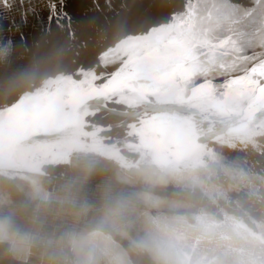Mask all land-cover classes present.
<instances>
[{
    "label": "rangeland",
    "instance_id": "rangeland-1",
    "mask_svg": "<svg viewBox=\"0 0 264 264\" xmlns=\"http://www.w3.org/2000/svg\"><path fill=\"white\" fill-rule=\"evenodd\" d=\"M66 1L69 3L71 2V7L67 9L68 14L57 16V11L59 10L58 0H0V75H3L18 67V64H20L24 57H30L33 54L36 44L35 41L38 40L36 38L38 32H42L43 30V34H49L51 29L57 28L56 32L62 33V31L66 27V25L63 23H66V20L69 19V17L67 18L66 16H69L70 12H73V10H78L81 4V8L82 6L84 7L83 3L86 4L85 6H90L93 3L98 2V0H95L96 2L93 0H87V3L86 0H77L78 3L75 2L76 0ZM53 5H55L56 7L53 8ZM198 5L200 4L197 2V0H187L184 4L182 15L178 17V21L181 25L187 28L185 30L189 31L193 35L195 33V39L196 37L199 38L198 36H206L208 38L207 41L203 42L202 40H197L193 42L190 46H188L187 52L183 55V57L171 55L162 58L166 60L165 63H168L171 68L176 67L177 64L183 66V64H187L189 60L191 61L190 55L193 54L195 50L199 51L198 58L208 57V60L210 61V64L212 66L217 65L221 68H224L226 66L231 68L233 65H236L237 67H254L258 66L261 63H264V37L262 42V38L258 37L259 30H262V32L264 33V15L255 19H249V17L246 19L245 17H242V20H244L245 22V26L243 28H241L240 26L237 27L238 23H241V20L237 19L235 21H231V23L229 24H225L223 26H220L219 28L212 29L210 27H206V25L204 26L203 23H206L207 20L208 24L216 23L215 27H218L221 18L215 20L209 19L207 9H199ZM262 6H259V10L264 9V7L262 8ZM233 12L234 11H232V13ZM49 16L52 17L50 21L47 19V17ZM63 19L66 20L64 21ZM58 28L60 29L58 30ZM215 31L223 32L225 35H223V38H219L220 36H213L212 32L216 33ZM244 37L248 38L247 41L252 40L251 42L258 44L252 46V48L249 47V49H247L243 42L241 43L242 45L244 44L243 46H241V49H243L240 52H236L229 47H219V45L223 43V39L225 38L230 39V41L233 43H239L241 42V39H244ZM156 38L157 35H154L151 36L149 40H155ZM20 57H22V60H20ZM122 65V62H120L114 68L110 69L107 74L104 75L106 76V78L103 77L104 79H107V81L94 83L90 91L100 92L103 87H109V83L111 81L117 80L123 73H129L130 76L134 75L135 70L132 66L124 67ZM211 72L213 73V71L207 66L206 69H204L200 74L196 73L195 76L193 75L194 78H192V73L185 72L183 76H179L174 79V83L171 85L170 92H177V94L175 95L179 96L176 97L177 99H180L182 97L184 100H190V103L188 102L187 106H185L184 109L180 110L176 105L171 106L169 108V114L174 116L171 122H162V119L160 117H155L154 114H150V111L144 110L143 112H139L136 116L137 118L139 117L137 121L134 120V117L118 115L117 119H120L121 121H116L114 123L111 120V118L113 117L112 115L114 114L109 112V110H111L112 108L107 107V109H103V107L108 104L109 101L101 102L102 100H105L107 98H103L102 100L98 101L97 107H99L100 110L88 113L84 112L85 110L81 111L80 103L78 102V100L76 101V99H80L81 97L85 96L75 97L73 96L74 94L71 93L68 95V98H60L63 103H47L38 106L34 112H15L6 116L5 118H19L20 116V119L26 123L33 116L39 114L55 113V111H59L60 115L63 118H68V121L70 123H72L73 120V122H76V119L79 117V125L77 124L78 126L76 127L74 134L65 139H60L61 134H57L55 136L51 135L47 137H40L31 148H19L12 154L7 155L0 154V173L2 174L4 170L5 172H7H4L5 174H3V176L0 175L3 179L2 181V179L0 178V233H3L4 236L10 238L15 242V247H13L11 251H6L4 247L0 246V263L42 264L49 255L50 257L46 259L47 261L49 260V262H47L48 264H59V262L61 263V261L63 264H102V262L103 264H119L118 262H120V264H126L125 262H127V264H173L170 258L175 254L174 251L177 252L180 250L183 251L186 249H190L204 254V258H200V264H264V115H260V111L264 109V101L262 102L263 104L261 103L262 105L260 107V110H253V107L250 108L252 109V113L250 112L252 118L250 120H243V123L241 125H238L235 128L225 132H218L210 138L205 137L203 139L205 144H202V147L196 149L187 157L178 158L177 160H174L173 158L177 155V153L174 152L175 150L183 148V145L191 144L196 141L198 139L196 136L204 134L203 131L206 130V132H208V130H212L211 132H216L218 130H225L228 125V122L224 120L226 119L225 116L232 115L231 117L233 118L238 117L237 114L232 113L230 107L239 104L242 105V108L249 109V107L253 106L254 103H256L255 94L240 93L228 96H218L215 102L205 101L199 104H195L196 102L191 100V96L195 95L193 93L194 91H197L206 86L207 90H209V93L214 96L217 89L222 87V84L220 82L225 80L227 73L219 70L216 72L218 75H212ZM205 95V93L204 95L202 93L198 96L205 97ZM219 104L221 106L220 114L218 113L216 108ZM50 107H52V109H50ZM70 109H72V111H70ZM107 113H109V116L111 117H109ZM152 116L155 118H153ZM89 118L93 119L90 120ZM101 118L104 120V124L102 123V120H100ZM158 118H160L161 121L156 125V123L154 124V119ZM194 118L198 122L193 121ZM223 120L226 123L223 122ZM138 122L142 124L151 123L150 125H153L152 127H147L148 129H145L143 131L145 133V140L143 141L146 150L149 149L153 151V154L155 155V162L153 160H147L146 158L145 160L141 159V161L139 160L131 162L128 159H125V147L118 146L120 145V142L116 141V139H118L119 136H121V134H123L124 132H119V129H121V127L119 126L123 123L128 127H132L133 124H136L137 126ZM199 123H202L203 127ZM215 124H217V126ZM221 124L222 126H220ZM154 125H156L157 127H154ZM95 126L96 128H94ZM84 127L86 129H84ZM188 127L190 128L188 129ZM255 128L257 129V131ZM105 131L106 133H104ZM116 131L120 133L118 135V138L117 136H115L116 134H114L118 133ZM234 132H236V134ZM108 134H110L111 136ZM37 135L40 136L42 134ZM229 135H231L230 138ZM243 136H248L249 139L254 143L258 142L255 147L250 146L249 150H252L250 156L242 157L236 152L226 153V156L225 153H219V146H236L239 143L237 141ZM108 139L112 142H110ZM99 142L100 144H102L100 145ZM206 144L208 145L206 146ZM214 147L217 149H215ZM120 150L123 152H121ZM119 151L121 152V154ZM122 153H124V157ZM4 154H6V152ZM49 155L52 158H57V160L59 161H57L56 164L52 163L51 166H48V163L45 164V166H42L45 167V169L38 168L37 166L29 167L25 165V162L28 158L34 159L37 156L48 157ZM70 157L73 161L71 160L69 162H66ZM117 157L121 159V166L124 162L125 165H127V168L125 166H122L120 168V166L114 162L115 159L118 160ZM123 159L128 161L125 162L123 161ZM39 162H41V160ZM137 162L139 165H137ZM67 163H70L71 165H73L74 163L75 164L72 167L70 165L68 168ZM126 163H128L129 166ZM131 163H133L134 166ZM146 164H148L149 166H147ZM31 168L32 170L29 171V169ZM37 168L41 169V171L39 170V172ZM117 169H119L121 173H119V170L117 172ZM11 170L13 171V173H10L12 172ZM127 170L131 171V173ZM135 170H140V172L137 171L139 172L137 173L135 172ZM23 171H26L28 174ZM170 171H172V174H175L174 177L176 179L170 176L171 173H169L170 177L168 176L167 172ZM125 172H127V174ZM16 174L19 175L17 176ZM119 174L123 178L121 176H118ZM33 175H35V177ZM90 175L93 182L90 179ZM80 177L83 178L82 180H84V177L89 178V181L93 184H91L89 181L87 183L92 186V189L91 186H88L89 184L86 185L87 183H82V181H80ZM126 177L132 178L130 182H135L136 180V182L138 181V183L135 182L136 184L131 183L133 185H129V178ZM4 178H6L5 181ZM143 180H146V182ZM163 182H166L167 184H164ZM39 183L43 187H41ZM37 184L39 186H37ZM182 184L185 186H183ZM85 186L86 188H84ZM39 187H41V189ZM37 188L39 189V191H37ZM42 188L44 189L42 190ZM82 189H84V195L82 194ZM36 192H39L42 196L37 194ZM90 193L93 194L91 195ZM21 195L23 197H21ZM88 195L89 197H87ZM24 196H26L25 199ZM37 196L39 197V200ZM78 196H81V202H78L80 201ZM90 196L92 197L90 198ZM150 197H152L153 200ZM29 198L31 201L29 200ZM161 200L164 201L161 203ZM156 202L160 206H155ZM13 204L16 209L14 208ZM47 206L49 208H47ZM157 212L158 214L156 215ZM56 213L65 214L66 217H68V215L70 214L69 221L74 218V221H71L74 227H68L64 229L61 227V229L59 226L55 225L57 224L55 219V217L57 216ZM81 217L84 219H82ZM83 221H85V223ZM136 222L138 223L136 224ZM142 222L143 225L145 222H156L160 224V226L165 224L162 228L166 232L168 231V235H166V238H162L164 240V243H162L163 240L160 239L161 237L158 227L156 229V226L154 225L151 229H148L149 231H143L144 227L142 224H140ZM74 223L76 224L74 225ZM88 224L90 226H88ZM127 225H130L131 229L130 227L127 228ZM139 225L140 227H143L140 228L141 230L138 228ZM81 226L84 227L87 231L82 230L83 228ZM80 227L83 232L80 230ZM124 227L126 230L124 229ZM169 227V230L171 231L167 229ZM135 228H137L138 230L136 229L135 231ZM121 229H123L125 233L122 232L123 230ZM132 229H134L133 231L135 233L139 232L140 234H135ZM127 230L128 232L129 230H131L130 234L127 233ZM151 230L155 232L157 231L156 234L155 232H150ZM73 233L75 235H73ZM121 233L123 234V237H121ZM61 234L63 237L61 236ZM172 234L175 236H173ZM129 235L131 237L132 235L133 237L136 236V240L138 242L140 241L141 244H139L133 237L130 240ZM144 235H149V239L151 237L154 239V236L155 239L157 237L160 245L158 244V246L156 244L155 247H152L151 245H153V243H147L148 238ZM88 237L90 239H88ZM143 237L144 239L141 241L140 239H142ZM61 238L64 239L62 240ZM65 239L67 240V242H65ZM91 239H93V241H91ZM61 240L62 242H59ZM99 240L101 244H99ZM102 240L104 241L102 242ZM133 241H136V243H133ZM108 242L112 243V245H109ZM145 243L147 246L145 245ZM162 244H165L163 246L166 249H161ZM86 245L88 246V248ZM144 245L146 248H144ZM91 246L95 247L93 248ZM111 246L113 249L111 248ZM113 246H115V248ZM140 246L141 248H139ZM81 247H83V249ZM148 247L149 250L147 249ZM117 248H119V250L121 251H119ZM98 250H101V254L96 253L99 252ZM48 251L50 253L56 252L57 254L55 253L56 255L54 254L52 256V254H49ZM150 251L153 256H149L151 255ZM153 251L156 254L162 251L163 254L160 253L162 255L157 254L160 255L157 256L152 253ZM193 251L190 252L193 253ZM108 252L110 253V255H112L113 253L115 254L113 255L114 257H111L112 262H110V255L108 254ZM122 253L124 254L126 259L124 258ZM167 253H169V255L171 254L170 257ZM93 254L97 256L92 257L91 255ZM140 254L143 256H141ZM118 255H120L121 258ZM164 255L168 256L164 257L165 262L162 259V256ZM102 256H104V259H108V261H105ZM51 257H53L52 260H54V262L51 260ZM54 257L56 258L54 259ZM152 257L154 259H152ZM157 257H160L162 261L160 259H157ZM91 259L94 261H92ZM58 260L59 262H57ZM45 263L46 261H44L43 264Z\"/></svg>",
    "mask_w": 264,
    "mask_h": 264
},
{
    "label": "bare ground",
    "instance_id": "bare-ground-1",
    "mask_svg": "<svg viewBox=\"0 0 264 264\" xmlns=\"http://www.w3.org/2000/svg\"><path fill=\"white\" fill-rule=\"evenodd\" d=\"M89 1V0H88ZM95 1V0H93ZM187 0H98L97 3H93L90 6H85L84 7L81 5L79 6L78 10H73V12L69 13V16H66L67 18L69 17L68 20H66V23H63L66 25L65 29L62 31V33L56 32V29H51L49 34L44 33L43 30L42 32H38V35L36 38V44L34 47L33 54L30 57H24L22 60V57H20V64L19 66L14 68L13 70L0 75V154L7 155V154H12L15 150L19 148H31L35 142L38 140L40 137H47V136H55L57 134H61L60 139H65L69 137L70 135L74 134L76 127L79 125V117L76 119V122L70 123L68 121V118H63L59 111H55V113H48V114H39L36 116H33L30 118L28 122H24L19 118H5L6 116L15 113V112H34L36 108L40 105L47 104V103H52L54 104H60L63 103L60 98H68V95L74 94L73 96L79 97V96H85L81 97L78 100L81 106V111L85 110L84 112L92 113L95 112L96 110H100L99 107H97L98 101L102 100L103 98H107L105 100H102L101 102L109 101L108 104H106L103 109H107V107H111L112 109L109 110L111 112L113 117L111 118L112 122H120L121 120L117 119L118 115H123L126 117H134V120H138L139 117L137 118L136 116L138 115L139 112H143L144 110L150 111V114H154L155 117H160L162 119V122H171L173 120L174 116L169 114V108L171 106H178V109H184L185 106H187L188 102L190 103V100H184L182 97L180 99H177L175 96L177 94L174 92H170L171 85L174 83V79L171 80L170 82L167 80V74L170 73L174 68H171V66L168 63H165L166 60L162 59L168 56H159V57H147L144 59H141L137 65L134 67V75L130 76V87H125L123 89H114L111 87H103V89L100 92L96 91H90L92 85L94 83H100L102 81H107V79H104L103 77L107 72L114 68L118 63L122 62V66H131L129 61L131 59L130 57V52L133 50V46H135V50L137 53H139L142 57L145 56L148 52H157L160 50L163 46L164 39L167 37H175L178 34H185V35H190V40L188 42V46H190L193 42L199 40L206 42L207 37L203 36L199 38L196 37L194 38V35L190 33L189 31L185 30L183 25L180 24L178 21V17L182 15L183 12V7L184 4L186 3ZM67 2V1H66ZM75 2L78 3L76 0ZM82 2V1H81ZM92 2V1H91ZM90 2V3H91ZM96 2V1H95ZM197 2L200 4L198 5L199 9H207L208 14H209V19L215 20L218 18H221L218 27L215 24H208L207 20L206 23H203L204 26L210 27L212 29L214 28H219L220 26H223L225 24L231 23V21H235L237 19L241 20V23H238L237 27L243 28L245 26L244 20H242V17H245L246 19L249 17V19L253 18H258L264 15V9L259 10V6L264 5V1L260 0H197ZM71 3V2H70ZM87 3V0H86ZM89 3V2H88ZM73 5V4H72ZM88 5V4H87ZM71 7V6H70ZM74 7V6H73ZM264 6H262L263 8ZM76 9V8H75ZM234 9V10H232ZM234 11L232 13V11ZM68 13V12H67ZM63 17V16H62ZM65 17V16H64ZM65 17V18H66ZM64 20V19H63ZM64 20V21H65ZM59 21V19H58ZM59 23V22H58ZM62 23V22H61ZM57 26V24H56ZM60 27V26H59ZM60 28H58L59 30ZM216 33L212 32L213 36H220L219 38H223V35H225L223 32L215 31ZM56 33V34H55ZM36 34V33H35ZM157 35V38L155 40H149L151 36ZM35 36V35H34ZM258 37L262 38L261 42L264 37V33L262 30H259ZM43 39V40H42ZM248 38L244 37V39H241V42L239 43H233L229 46V48L235 50L236 52H240L241 46L245 44L246 48L249 49V47L252 48V46H255L258 43H253L250 41H247ZM34 40V39H33ZM223 43L226 41H230V39L225 38L223 39ZM43 41V42H42ZM244 44L242 45L241 43ZM260 42V43H261ZM245 49V47H244ZM199 51L195 50L193 54L190 55L189 62L187 64H183L181 66L185 72H190L192 73V78L193 75L195 76L196 73L200 74L206 67L208 66L209 69L213 71L212 75H218L216 72L221 70L222 72H225L224 68H221L217 65L212 66L210 64V61L208 60V57H202L198 58ZM247 56V55H246ZM171 58V57H170ZM189 58V57H188ZM187 58V59H188ZM211 65V66H210ZM191 79V78H190ZM115 81V80H114ZM113 81H111L109 84L111 85ZM201 86V85H200ZM219 87V86H218ZM217 87V88H218ZM196 88V87H194ZM198 88V87H197ZM193 91V90H192ZM195 95L191 96V100L196 102L195 104H199L205 101L208 102H215L217 100L218 96L225 95V90L223 87H220L217 89L216 93L214 96H212L209 93V90H207L206 86L203 88L194 91L193 92ZM204 93L206 94L205 97H199L198 95ZM72 96V97H73ZM212 96V97H211ZM228 96V95H227ZM236 97V96H235ZM58 98V99H57ZM255 99L256 103H254L253 106L249 107V109H244L242 108V105H235L233 107H230L232 113H235L238 115L237 118H233L230 116H225L226 122H228L227 128L225 130H218L211 132L208 130V132L203 131L204 134L196 136L198 139L194 141L191 144H186L183 145V148H179L175 150L174 152L177 153L176 156H174V160H177L178 158H184L189 156L192 152H194L196 149L202 147V144H205L203 139L205 137H212L218 132H225L228 130H231L235 128L238 125H241L243 120H250L251 114L250 112L252 109L253 110H260L261 105L263 104L262 102L264 101V94H261L259 91L255 93ZM58 100V101H57ZM248 100V99H247ZM72 101V100H71ZM38 102V103H36ZM179 102V103H178ZM246 102V101H245ZM244 102V103H245ZM178 103V105H177ZM262 103V104H261ZM36 104V105H35ZM101 104V103H100ZM215 104V103H214ZM222 104V103H221ZM34 105V106H33ZM247 105V104H246ZM65 106V105H64ZM67 106V105H66ZM56 107V106H54ZM69 107V106H68ZM201 107V106H200ZM199 107V108H200ZM40 108V107H39ZM61 108V107H60ZM59 108V109H60ZM71 108V106H70ZM115 108V109H114ZM217 111L220 114L221 113V106L220 104L217 105ZM52 109V107H50ZM198 109V108H197ZM76 110V109H75ZM54 111V110H53ZM72 111V109H70ZM173 111V110H172ZM205 111V110H204ZM105 112V111H104ZM160 112V113H159ZM102 113V112H101ZM100 113V114H101ZM106 113V112H105ZM159 113V114H158ZM252 113V112H251ZM77 114V113H76ZM193 114V113H192ZM209 114V113H208ZM207 114V115H208ZM14 115V114H13ZM23 115V114H22ZM82 115V114H81ZM103 115V114H102ZM109 116L110 114L107 113ZM117 115V116H116ZM170 115V116H169ZM181 115V114H180ZM196 115V114H195ZM201 115V114H199ZM206 115V114H205ZM260 115H264V109L260 111ZM88 116V115H87ZM105 116V115H104ZM122 116V117H123ZM187 116V115H185ZM83 117V116H82ZM111 117V116H109ZM153 117V116H152ZM153 117V118H155ZM169 117V118H168ZM208 117V116H207ZM96 118V117H95ZM116 118V119H115ZM143 118V117H142ZM154 119L156 125L158 122L161 121V119ZM171 118V119H170ZM185 118V117H184ZM189 118V117H188ZM192 118V117H191ZM197 118V117H195ZM193 121H197V120ZM205 118V117H204ZM75 119V118H74ZM92 120L93 118H89ZM99 120V119H98ZM102 123L104 120L101 118ZM223 120V122H225ZM246 120V121H247ZM146 121V120H145ZM132 122V121H131ZM130 122V123H131ZM135 122V121H133ZM198 122V121H197ZM225 122V123H226ZM146 123V122H145ZM222 123V122H221ZM78 124V125H77ZM104 124V123H103ZM133 124L132 127H128L126 124H121L119 127V132H123L121 136L118 135V133L115 136H117L118 139L116 141L120 142L119 147H125V154L122 153V155H125V159H128L129 161H141V159L145 158L150 161L155 160V155L153 154V151L147 149L144 146V130L148 129L147 127H152L153 125H150L151 123L148 124H142V123H137ZM200 124V123H199ZM213 124V123H212ZM219 124V123H218ZM129 125V124H128ZM154 125V127H157ZM202 126V123L200 124ZM199 125V126H200ZM217 126V124H215ZM224 125V124H223ZM102 126V124H101ZM198 126V128H199ZM222 126V124L220 125ZM87 127V126H86ZM90 127V125H89ZM98 127V126H97ZM193 127V126H192ZM203 127V126H202ZM209 127V126H208ZM219 127V126H218ZM96 128V126L94 127ZM115 128V127H114ZM190 127H188L189 129ZM196 128V127H195ZM194 128V129H195ZM259 128V127H258ZM79 129V128H78ZM84 129H86L84 127ZM112 129V128H111ZM202 129V128H201ZM224 129V127H223ZM256 129V128H255ZM88 130V129H87ZM158 130V128H157ZM260 130V129H259ZM264 130V129H263ZM93 131V130H92ZM188 131V130H187ZM252 131V130H251ZM257 131V129H256ZM97 132V131H96ZM100 132V131H99ZM103 132V131H102ZM193 132V131H192ZM199 132V131H198ZM222 132V133H223ZM260 132V131H259ZM85 133V132H84ZM106 133V131L104 132ZM152 133V132H151ZM160 133V132H159ZM236 134V132H234ZM37 134H42V135H37ZM63 134V135H62ZM100 134V133H99ZM161 134V133H160ZM188 134V133H187ZM101 135V134H100ZM99 135V137H100ZM104 135V134H102ZM110 135V134H108ZM151 135V134H150ZM155 135V134H154ZM94 136V135H93ZM107 136V134H106ZM111 136V135H110ZM109 136V137H110ZM113 136V135H112ZM146 136V135H145ZM228 136V135H227ZM231 135H229L230 138ZM233 136V133H232ZM156 137V136H152ZM95 138V137H94ZM115 138V137H114ZM226 138V137H225ZM110 139V138H109ZM108 139V140H109ZM221 139V138H220ZM76 140V139H75ZM82 140V139H81ZM102 140V138H101ZM113 140V139H112ZM223 140V138H222ZM221 140V141H222ZM227 140V139H225ZM91 141V140H90ZM98 141V140H97ZM112 142L111 140H109ZM160 141V140H159ZM219 141V140H218ZM83 142V141H82ZM161 142V141H160ZM207 142V141H206ZM237 142H239L236 146L233 147H225V146H219V153H231V152H236L237 154L241 155L242 157L250 156L252 153V150L250 151L249 148L250 146L255 147L256 144L252 142L248 136H243L240 138ZM256 142V141H255ZM105 143V142H103ZM107 143V139H106ZM216 143V142H215ZM86 144V143H85ZM100 144V142H99ZM102 144V143H101ZM100 144V145H101ZM111 144V143H110ZM231 144V143H230ZM236 144V143H235ZM94 145V144H93ZM208 144H206L207 146ZM92 146V145H91ZM113 146V145H112ZM163 146V145H162ZM213 146V145H212ZM90 147V146H89ZM164 147V146H163ZM215 148V147H214ZM86 149V148H85ZM173 149V148H172ZM217 149V148H215ZM234 149V150H233ZM55 150V149H54ZM63 150V149H62ZM90 150V149H89ZM149 150V151H148ZM93 151V150H92ZM121 151V150H120ZM119 151V152H120ZM212 151V150H211ZM6 152V154H4ZM38 152V151H37ZM123 152V151H121ZM120 152V154H121ZM199 152V151H198ZM34 153V152H33ZM235 153V154H236ZM159 154V153H158ZM221 154V155H222ZM38 155V154H37ZM43 155V154H41ZM72 155V154H71ZM123 155V157H124ZM173 155V154H172ZM220 155V154H219ZM229 155V154H228ZM253 155V154H252ZM45 156V155H44ZM69 156V155H67ZM86 156V155H85ZM116 156V155H115ZM120 156V155H119ZM215 156V155H214ZM223 156V155H222ZM221 156V157H222ZM224 156V157H225ZM234 156V154H233ZM254 156V155H253ZM29 157V156H28ZM31 157V156H30ZM122 157V158H123ZM20 158V157H19ZM23 158V157H22ZM91 158V157H90ZM219 158V157H218ZM223 158V157H222ZM87 159V158H86ZM118 160L115 159V163H117L120 168L122 166H127L125 163H122L121 166V159L117 157ZM189 159V158H188ZM26 160V159H25ZM41 160V162H39ZM71 157L66 161L69 162L71 161ZM89 160V159H88ZM109 160V159H108ZM127 160V161H128ZM187 160V159H186ZM206 160V159H205ZM219 160V159H218ZM228 160V159H227ZM59 161L57 158H52L50 155L48 157H35L34 159L28 158L27 161L25 162L26 166H37L38 168H43L45 169V164L48 163V166H51V164H56V162ZM73 161V160H72ZM87 161V160H86ZM123 161L127 162L126 160L123 159ZM230 161V160H229ZM9 162V161H8ZM7 162V163H8ZM93 162V161H92ZM91 162V163H92ZM95 162V161H94ZM155 162V161H154ZM227 162V161H226ZM10 163V162H9ZM72 163V162H71ZM140 163V162H139ZM145 163V162H143ZM6 164V163H5ZM75 164V163H74ZM73 164V165H74ZM94 164V163H93ZM128 164V163H126ZM133 166L134 164L131 163ZM136 164V163H135ZM209 164V163H208ZM215 164V163H214ZM230 164V163H229ZM68 168L71 165L70 163L68 164ZM71 165V167L73 166ZM137 165L138 162H137ZM149 166L148 164H146ZM145 165V166H146ZM162 165V164H160ZM195 165V164H194ZM46 166V167H48ZM54 166V165H53ZM66 166V165H65ZM117 166V165H116ZM129 166V164H128ZM146 166V167H147ZM199 166V165H198ZM157 167V166H156ZM189 167V166H188ZM205 167V166H204ZM28 168V167H26ZM37 168V169H38ZM75 168V167H74ZM81 168V167H80ZM119 168V167H117ZM127 168V167H126ZM140 168V167H139ZM149 168V167H148ZM147 168V170H148ZM155 168V167H154ZM159 168V166H158ZM183 168V167H182ZM201 168V167H200ZM13 169V168H12ZM41 169H38V171ZM48 169V168H47ZM71 169V168H70ZM82 169V168H81ZM103 169V168H102ZM130 169V168H129ZM134 169V168H133ZM150 169V168H149ZM161 169V168H160ZM210 169V168H209ZM222 169V168H221ZM24 170V169H23ZM26 170V169H25ZM32 170L29 169V171ZM119 169H117L118 172ZM123 170V169H122ZM152 170V169H151ZM155 170V169H154ZM194 170V168H193ZM218 170V169H217ZM12 171V170H11ZM17 171V170H16ZM27 171V170H26ZM23 171V172H26ZM28 171V172H29ZM39 171V172H40ZM126 171V170H125ZM128 172L131 173V171L127 170ZM134 171V170H132ZM140 172V170H137ZM135 170V172H137ZM153 171V170H152ZM156 171V170H155ZM209 171V170H208ZM5 172V170H4ZM2 172L0 175L3 176V174L7 172ZM19 172V170H18ZM17 172V173H18ZM33 172V171H32ZM75 172V171H74ZM101 172V171H100ZM116 172V173H117ZM137 172V173H139ZM148 172V171H147ZM151 172V171H150ZM149 172V173H150ZM195 172V171H194ZM9 173V172H8ZM10 173H13L10 172ZM16 173V172H15ZM14 173V174H15ZM27 173V172H26ZM55 173V172H54ZM90 173V172H88ZM119 173L121 171L119 170ZM127 174V172H125ZM129 173V174H130ZM168 176L169 173H171V177H174V173L172 174V171L167 172ZM181 173V172H180ZM190 173V172H189ZM192 173V172H191ZM232 173V172H231ZM28 174V173H27ZM77 174V173H76ZM82 174V173H81ZM80 174V175H81ZM128 174V175H129ZM154 174V173H153ZM183 174V173H182ZM188 174V173H187ZM221 174V173H220ZM8 175V174H7ZM6 175V177H7ZM13 175V174H12ZM11 175V176H12ZM17 175V174H16ZM15 175V176H16ZM19 175V174H18ZM17 175V176H18ZM25 175V174H24ZM30 175V174H29ZM71 175V174H70ZM92 175V174H91ZM90 175V179L92 180ZM127 175V176H128ZM143 175V174H141ZM145 175V174H144ZM164 175V174H163ZM167 175V174H165ZM178 175V174H177ZM185 175V174H184ZM191 175V174H190ZM236 175V174H235ZM14 176V175H13ZM35 177V175H33ZM118 176H121L120 174ZM125 176V175H123ZM146 176V175H145ZM151 176V175H150ZM169 176V177H170ZM182 176V175H180ZM189 176V175H188ZM195 176V175H194ZM201 176V175H200ZM208 176V175H207ZM227 176V175H226ZM230 176V175H229ZM5 177V176H4ZM20 177V176H19ZM26 177V176H25ZM122 177V176H121ZM233 177V176H232ZM2 179V177L0 176ZM11 178V177H10ZM23 178V177H22ZM29 178V177H27ZM72 178V177H71ZM123 178V177H122ZM129 178V177H126ZM124 178V179H126ZM191 178V177H190ZM229 178V177H228ZM241 178V177H240ZM20 179V178H19ZM32 179V178H30ZM37 179V178H36ZM78 179V177H77ZM81 179V180H80ZM80 181L82 183L86 184L89 181V178H83L80 177ZM132 178H129V182ZM160 179V178H158ZM176 179V178H175ZM209 179V178H207ZM6 178H4V181ZM35 180V179H34ZM38 180V179H37ZM70 180V179H69ZM96 180V179H95ZM127 180V181H128ZM179 180V179H177ZM201 180V179H200ZM204 180V179H203ZM3 181V179H2ZM31 181V180H30ZM84 181V182H83ZM146 182V180H143ZM148 181V180H147ZM202 181V180H201ZM15 182V181H14ZM38 182V181H37ZM40 182V181H39ZM90 182V181H89ZM93 182V180H92ZM104 182V181H103ZM136 182V180H135ZM135 182H130L135 183ZM141 182V181H140ZM153 182V181H152ZM160 182V180H159ZM170 182V181H169ZM203 182V181H202ZM81 183V182H80ZM91 183V182H90ZM128 183V182H126ZM138 183V181L136 182ZM135 183V184H136ZM164 183V182H163ZM166 183V182H165ZM164 183V184H165ZM215 183V181H214ZM30 184V183H29ZM67 184V183H66ZM87 183L86 185H88ZM93 184V183H91ZM99 184V183H98ZM101 184V182H100ZM162 184V183H161ZM163 184V186H164ZM167 184V183H166ZM170 184V183H169ZM2 185V184H1ZM41 186V184L39 183ZM37 184V186H39ZM133 185V184H131ZM183 185V184H182ZM9 186V185H8ZM81 186V185H80ZM89 187L91 186L90 184L88 185ZM185 186V185H183ZM187 186V185H186ZM215 186V185H214ZM32 187V186H31ZM43 187V186H41ZM41 187H39L41 189ZM2 188V187H1ZM14 188V187H12ZM22 188V187H21ZM34 188V187H33ZM86 188V186L84 187ZM104 188V187H103ZM130 188V187H129ZM133 188V186H132ZM38 189V188H37ZM44 188H42L43 190ZM92 189V186H91ZM102 189V188H101ZM127 189V188H126ZM10 190V189H9ZM34 190V189H33ZM78 190V189H77ZM82 194L84 192V189H82ZM90 190V189H89ZM107 190V189H106ZM130 190V189H128ZM15 191V190H14ZM36 191V190H35ZM39 191V189L37 190ZM41 191V190H40ZM46 191V190H45ZM81 191V190H80ZM86 191V190H85ZM88 191V190H87ZM100 191V190H99ZM160 191V190H159ZM32 192V191H30ZM68 192V191H67ZM79 192V191H78ZM91 192V191H89ZM135 192V191H134ZM162 192V191H161ZM164 192V191H163ZM37 193V192H36ZM35 193V194H36ZM87 193V192H85ZM106 193V192H105ZM112 193V192H111ZM27 194V193H26ZM30 194V193H28ZM41 195L39 192L37 193ZM89 194V193H88ZM91 194V193H90ZM93 194V193H92ZM91 194V195H92ZM100 194V193H99ZM171 194V193H170ZM24 195V194H23ZM32 195V194H30ZM38 195V196H39ZM76 195V194H75ZM81 195V192H80ZM84 195V194H83ZM82 195V196H83ZM12 196V195H11ZM29 196V195H26ZM24 196V199L25 197ZM37 196V197H38ZM42 196V195H41ZM102 196V195H101ZM20 197V196H19ZM21 197H23L21 195ZM20 197V198H21ZM75 197V196H74ZM73 197V198H74ZM81 196H78L80 199ZM89 197V195L87 196ZM92 196H90L91 198ZM157 197V196H156ZM164 197V196H163ZM168 197V196H167ZM84 198V197H83ZM101 198V197H100ZM152 198V197H150ZM155 198V197H154ZM17 199V198H16ZM22 199V198H21ZM77 199V198H76ZM85 199V198H84ZM83 199V200H84ZM89 199V198H88ZM96 199V198H95ZM158 199V198H156ZM155 199V201H156ZM160 199V198H159ZM19 200V199H18ZM30 200V198H29ZM39 200V197H38ZM41 200V197H40ZM92 200V199H91ZM153 200V198H152ZM151 200V201H152ZM165 200V199H164ZM163 200V201H164ZM14 201V200H13ZM27 201V200H26ZM31 201V200H30ZM34 201V200H33ZM51 201V200H50ZM150 201V202H151ZM161 200V203L163 202ZM176 201V200H175ZM16 202V201H15ZM65 202V201H64ZM81 202V199L80 201ZM88 202V201H87ZM160 202V201H159ZM180 202V201H179ZM188 202V201H187ZM2 203V202H1ZM48 203V202H47ZM54 203V202H53ZM89 203V202H88ZM145 203V202H144ZM58 204V203H57ZM148 204V202H147ZM157 204V205H156ZM175 204V202H174ZM23 205V204H22ZM53 205V204H52ZM76 205V204H75ZM90 205V204H88ZM14 206V204H13ZM28 206V205H27ZM155 206H160L158 203H155ZM181 206V205H180ZM22 207V206H21ZM15 208V206H14ZM47 208H49L47 206ZM53 208V207H52ZM88 208V207H87ZM150 208V207H149ZM157 208V207H156ZM16 209V208H15ZM30 209V207H29ZM34 209V208H33ZM60 209V208H59ZM90 209V208H89ZM24 210V209H23ZM27 210V209H26ZM35 210V209H34ZM83 210V209H82ZM122 210V209H121ZM150 210V209H149ZM155 210V209H154ZM39 211V210H38ZM53 211V210H52ZM68 211V210H67ZM66 211V212H67ZM3 212V211H2ZM1 212V213H2ZM15 212V211H14ZM36 212V211H35ZM81 212V211H80ZM78 213V212H77ZM84 213V212H83ZM155 213V212H154ZM27 214V213H25ZM37 214V213H36ZM57 214V213H56ZM152 214V213H151ZM158 212L156 213V215ZM18 215V214H17ZM43 215V214H42ZM47 215V214H46ZM53 215V214H52ZM70 215V214H69ZM66 217L65 214H60L58 213L57 216L55 217L56 223L55 225L59 226L60 228H70L74 227L71 221H74V218L69 221L70 217ZM73 215V214H72ZM126 215V214H125ZM145 215V214H144ZM147 215V214H146ZM15 216V215H14ZM21 216V215H20ZM29 216V214H28ZM33 216V215H32ZM151 216V215H150ZM54 217V216H53ZM73 217V216H72ZM1 218V217H0ZM13 218V217H11ZM82 218V217H81ZM89 218V217H88ZM147 218V217H146ZM175 218V217H174ZM26 219V218H25ZM53 219V218H52ZM84 219V218H82ZM94 219V218H92ZM51 220V219H48ZM77 220V219H76ZM87 220V219H85ZM180 220V219H179ZM13 221V220H12ZM23 221V220H22ZM28 222V221H27ZM55 222V221H54ZM85 223V221H83ZM91 222V220H90ZM89 222V223H90ZM93 222V221H92ZM96 222V221H95ZM7 223V222H6ZM21 223V222H20ZM35 223V222H34ZM79 223V222H78ZM113 223V222H112ZM111 223V224H112ZM135 223V222H134ZM138 222H136L137 224ZM76 223H74L75 225ZM87 224V222H86ZM92 224V223H91ZM95 224V223H94ZM103 224V223H102ZM143 225V222L140 223ZM164 224V222H163ZM34 225V224H33ZM39 225V224H38ZM80 225V224H79ZM77 225V226H79ZM85 225V224H83ZM82 225V226H83ZM113 225V224H112ZM115 225V224H114ZM133 225V223H132ZM156 226L159 228V233H160V239L163 240L162 238H166V235H168V231L166 232L162 227L165 225L160 226L158 223H151V222H145L143 227L144 230H148L149 228L151 229L153 226ZM81 226V227H82ZM88 226H90L88 224ZM104 226V225H103ZM111 226V225H109ZM130 229L131 226L127 225ZM137 226V225H136ZM133 226V227H136ZM30 227V226H29ZM80 227V230H81ZM107 227V225H106ZM142 226L139 229L143 228ZM166 227V226H165ZM47 228V227H46ZM45 228V229H46ZM56 228V227H55ZM61 228V229H62ZM84 231H87L84 227H82ZM31 229V228H30ZM57 229V228H56ZM89 229V228H88ZM102 229V228H101ZM110 229V228H109ZM125 229V227H124ZM137 228H135L136 231ZM166 229V228H165ZM168 230L170 229L167 228ZM166 229V230H167ZM173 229V228H172ZM55 230V229H54ZM66 230V229H65ZM74 230V228H73ZM77 230V229H76ZM81 230V231H82ZM123 230V229H121ZM126 230V229H125ZM134 229H132L133 231ZM138 230V229H137ZM141 230V229H140ZM155 230V229H154ZM56 231V230H55ZM64 231V230H63ZM71 231V230H70ZM94 231V230H93ZM92 231V232H93ZM109 231V230H108ZM130 231L127 233L130 234ZM149 231V230H148ZM171 231V230H169ZM42 232V231H40ZM73 232V231H72ZM76 232V231H75ZM83 232V231H82ZM91 232V231H90ZM99 232V231H98ZM106 232V231H105ZM121 232V231H120ZM122 232L125 233L123 230ZM134 232V231H133ZM150 232H155V231H150ZM157 232V231H156ZM155 232V234H156ZM177 232V231H176ZM30 233V232H29ZM50 233V232H48ZM63 233V232H61ZM96 233V232H95ZM135 233V232H134ZM133 233V235H134ZM139 233V232H137ZM135 233V234H137ZM147 233V232H145ZM144 233V234H145ZM173 233V232H171ZM170 233V234H171ZM79 234V233H77ZM83 234V233H82ZM90 234V233H88ZM87 234V235H88ZM105 234V233H104ZM107 234V233H106ZM109 234V233H108ZM112 234V233H111ZM118 234V233H117ZM125 234V235H128ZM140 234V233H139ZM138 234V235H139ZM149 234V233H148ZM151 234V233H150ZM154 234V235H155ZM23 235V234H22ZM26 235V234H25ZM31 235V234H30ZM73 235H75L73 233ZM84 235V234H83ZM86 235V232H85ZM103 235V234H102ZM120 235V233H119ZM132 235V237H133ZM142 235V234H141ZM153 235V233H152ZM173 235V234H172ZM178 235V234H177ZM17 236V235H14ZM51 236V235H50ZM58 236V235H57ZM62 236V234H61ZM89 236V235H88ZM140 236V235H139ZM143 236V235H142ZM145 237L147 243H153L151 245L152 247H155V245L160 243L157 240V237L154 239L151 237L149 239V235ZM151 236V235H150ZM157 236V235H156ZM159 236V234H158ZM175 236V235H173ZM180 236V235H179ZM184 236V235H183ZM193 236V235H192ZM42 237V236H41ZM44 237V236H43ZM63 237V236H62ZM65 237V236H64ZM74 237V236H73ZM76 237V236H75ZM87 237V236H86ZM91 237V236H90ZM99 237V236H98ZM102 237V236H101ZM100 237V238H101ZM110 237V236H109ZM112 237V236H111ZM120 237V236H118ZM121 237H123V234L121 233ZM132 237L129 235L130 240ZM138 237V236H137ZM48 238V237H47ZM46 238V239H47ZM57 238V237H56ZM117 238V237H116ZM126 238V237H125ZM136 240V236L133 237ZM141 238V237H139ZM159 238V237H158ZM168 238V236H167ZM175 238V237H174ZM37 239V238H36ZM62 239V238H61ZM64 239V238H63ZM62 239V240H63ZM69 239V238H68ZM83 239V238H81ZM85 239V238H84ZM88 239H90L88 237ZM107 239V238H106ZM114 239V238H113ZM138 239V238H137ZM144 239H140L141 241ZM58 240V239H57ZM56 240V241H57ZM60 240V239H59ZM59 241V242H62ZM66 240V239H65ZM64 240V241H65ZM118 240V239H117ZM129 240V241H130ZM167 240V239H166ZM51 241V240H50ZM86 241V240H85ZM93 241V239H91ZM104 240H102L103 242ZM122 241V240H121ZM137 241V240H136ZM136 241H133V243ZM35 242V241H34ZM43 242V241H42ZM67 242V240L65 241ZM100 242V240H99ZM127 242V241H126ZM138 242V241H137ZM158 242V243H157ZM166 242V241H165ZM189 242V241H188ZM194 242V241H193ZM41 243V242H40ZM64 243V242H63ZM70 243V242H69ZM86 243V242H85ZM105 243V242H104ZM109 243V242H108ZM128 243V242H127ZM141 244V242H138ZM137 243V244H138ZM164 243V240L163 242ZM191 243V242H190ZM25 244V243H24ZM31 244V243H30ZM44 244V243H43ZM59 244V243H58ZM57 244V245H58ZM101 244V242L99 243ZM112 245V243H109V245ZM116 244V243H115ZM118 244V242H117ZM120 244V243H119ZM136 244V245H137ZM143 244V242H142ZM174 244V243H173ZM187 244V243H186ZM29 245V244H28ZM63 245V244H62ZM61 245V246H62ZM75 245V244H74ZM104 245V244H103ZM135 245V246H136ZM146 245V243H145ZM144 245V248H146ZM158 245V246H159ZM165 244H162V248H164ZM171 245V244H170ZM37 246V245H36ZM39 246V245H38ZM60 246V245H59ZM87 246V245H86ZM100 246V245H99ZM105 246V245H104ZM116 246V245H115ZM115 246H113L115 248ZM147 246V245H146ZM168 246V245H167ZM93 247V246H91ZM95 247V246H94ZM93 247V248H94ZM101 247V246H100ZM103 247V246H102ZM143 247V245H142ZM161 247V246H160ZM83 249V247H81ZM88 248V246H87ZM99 248V247H98ZM107 248V247H106ZM110 248V247H109ZM112 248V246H111ZM121 248V247H120ZM131 248V247H130ZM141 248V246L139 247ZM138 248V249H139ZM193 248V247H192ZM38 249V248H37ZM64 249V248H63ZM62 249V250H63ZM97 249V248H95ZM94 249V251H95ZM104 249V248H102ZM113 249V248H112ZM110 249V250H112ZM119 250V248H117ZM122 249V248H121ZM136 249V248H135ZM149 250V247L147 248ZM157 249V247H156ZM160 249V250H161ZM166 249V248H164ZM170 249V247H169ZM167 249V250H169ZM172 249V248H171ZM15 250V249H14ZM61 250V251H62ZM107 250V249H105ZM104 250V251H105ZM109 250V251H110ZM145 250V249H144ZM152 250V248H151ZM197 250V249H196ZM31 251V250H30ZM47 251V250H46ZM74 251V250H73ZM91 251V250H90ZM93 251V252H94ZM99 251V250H98ZM101 251V250H100ZM96 252V253H100ZM121 251V250H119ZM132 251V250H131ZM142 251V250H141ZM146 251V250H145ZM159 251V250H158ZM170 251V250H169ZM184 251V252H183ZM183 251H174L173 257H171V262L173 264H200V258L204 256V254L198 252V251H193L190 249H186ZM190 251H193L191 253ZM34 252V251H33ZM39 252V251H38ZM49 252V251H48ZM47 252V253H48ZM55 252V251H54ZM143 252V251H142ZM149 252V251H147ZM156 252V251H155ZM168 252V251H167ZM172 252V251H170ZM188 252V253H187ZM56 253V252H55ZM55 253H50L52 256ZM89 253V252H88ZM95 253V254H96ZM104 253V252H103ZM107 253V252H106ZM113 253V252H112ZM136 253V252H135ZM144 253V252H143ZM154 253V251L152 252ZM160 253L163 254L161 251ZM157 253V254H160ZM166 253V252H165ZM164 253V254H165ZM32 254V253H31ZM57 254V253H56ZM55 254V255H56ZM59 254V253H58ZM90 254V253H89ZM101 254V253H100ZM99 254V255H100ZM105 254V253H104ZM110 255V253L108 252ZM151 254V251H150ZM157 255L156 253H154ZM160 254V255H162ZM169 255V253H167ZM215 254V253H214ZM39 255V254H38ZM76 255V254H75ZM81 255V254H80ZM79 255V256H80ZM94 255V254H93ZM92 257H96L95 255ZM98 255V256H99ZM114 253L110 255V262L111 257H114ZM124 256V254L122 253ZM141 255V254H140ZM154 255V256H155ZM157 255V256H160ZM171 255V254H170ZM169 255V257H170ZM45 256V254H44ZM89 256V255H88ZM120 256V255H118ZM143 256V255H141ZM149 256H153L152 254ZM167 255L162 256V259L164 261V257ZM213 256V255H212ZM47 257V256H46ZM48 257H50L48 255ZM47 257V258H48ZM59 257V256H57ZM100 257V256H99ZM116 257V256H115ZM133 257V256H132ZM168 257V256H167ZM33 258V257H32ZM46 258V259H47ZM53 257H51L52 260ZM56 257H54L55 259ZM98 258V257H97ZM104 259V256H102ZM117 258V257H116ZM121 258V256H120ZM123 258V257H122ZM125 258V256H124ZM145 258V254H144ZM204 258V257H203ZM202 258V259H203ZM35 259V258H34ZM45 259V258H43ZM44 260L49 262V260ZM61 259V258H58ZM68 259V258H67ZM83 259V258H82ZM95 259V258H94ZM115 259V258H113ZM118 259V258H117ZM116 259V260H117ZM126 259V258H125ZM147 259V258H146ZM152 259H154L152 257ZM156 259V257H155ZM157 259H160V257ZM201 259V260H202ZM32 260V259H31ZM90 260V259H89ZM92 260V259H91ZM101 260V259H100ZM105 261L108 259H104ZM115 260V261H116ZM130 260V259H129ZM161 260V259H160ZM166 260V258H165ZM168 260V259H167ZM2 261V260H1ZM43 261V260H42ZM40 261V262H42ZM43 261V263H44ZM54 262V260H52ZM51 261V262H52ZM56 261V260H55ZM61 261V260H60ZM94 261V260H92ZM91 261V262H92ZM124 261V259H123ZM121 261V262H123ZM126 261V260H125ZM156 261V260H155ZM162 261V260H161ZM12 262V261H11ZM59 262V260L57 261ZM84 262V260H83ZM82 262V263H83ZM89 262V261H87ZM134 262V261H133ZM159 262V261H157ZM165 262V261H164ZM34 263V262H33ZM42 263V264H43ZM45 263V264H46ZM62 263V261H61ZM59 262V264H61ZM120 264V262H118ZM127 264V262H125ZM142 263V262H141ZM1 264V263H0ZM10 264V263H9ZM48 264V263H47ZM51 264V263H50ZM54 264V263H53ZM56 264V263H55ZM63 264V263H62ZM66 264V263H65ZM91 264V263H90ZM103 264V262H102ZM109 264V263H107ZM115 264V263H114ZM117 264V263H116Z\"/></svg>",
    "mask_w": 264,
    "mask_h": 264
},
{
    "label": "snow or ice",
    "instance_id": "snow-or-ice-1",
    "mask_svg": "<svg viewBox=\"0 0 264 264\" xmlns=\"http://www.w3.org/2000/svg\"><path fill=\"white\" fill-rule=\"evenodd\" d=\"M59 10L57 11V16L59 15H67V9L70 7V3L66 2V0H58ZM56 6L53 5V8ZM50 21L52 19L51 16L47 17ZM190 40V35L178 34L175 37H167L164 39L163 46L157 52H148L145 56H141L136 52L135 46H133V50L130 52V65L134 68L137 63L144 58L147 57H159V56H168L175 55L177 57H183V55L187 52L188 42ZM232 44L231 41H226L219 45L220 48H227ZM224 71L227 73L224 81H221L223 89L225 90V95L232 94H240V93H248L255 94L259 91L261 94H264V63L259 64L254 67H245L240 66L237 67L233 65L231 68L225 67ZM185 74V70L177 64L174 69L167 74V80L170 82L171 80L183 76ZM130 74L123 73L119 76V78L112 82L109 87L114 89H123L125 87H130Z\"/></svg>",
    "mask_w": 264,
    "mask_h": 264
},
{
    "label": "clouds",
    "instance_id": "clouds-1",
    "mask_svg": "<svg viewBox=\"0 0 264 264\" xmlns=\"http://www.w3.org/2000/svg\"><path fill=\"white\" fill-rule=\"evenodd\" d=\"M0 246L4 247L6 251H11L15 247V242L0 233Z\"/></svg>",
    "mask_w": 264,
    "mask_h": 264
}]
</instances>
